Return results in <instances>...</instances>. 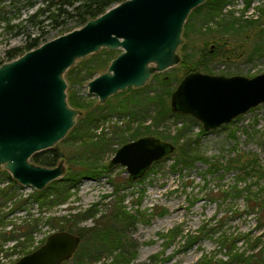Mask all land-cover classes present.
I'll list each match as a JSON object with an SVG mask.
<instances>
[{"label": "rangeland", "instance_id": "rangeland-1", "mask_svg": "<svg viewBox=\"0 0 264 264\" xmlns=\"http://www.w3.org/2000/svg\"><path fill=\"white\" fill-rule=\"evenodd\" d=\"M261 9H264V0H250L247 7L245 0H227L222 9L223 15L219 17L226 18V21L234 17L241 23L248 19H261L263 23ZM34 10L35 7H30L25 0L0 1V62L8 61V50L23 47L35 36L41 35V39L47 41L74 26V18L63 16L58 18L59 21H65L62 25L44 17L40 18V23L25 21V17ZM206 11L207 7L203 6L188 14L184 25L187 22L189 26L192 24L188 37L182 35L183 40L178 49L179 63L163 72L153 73L143 87H129L136 90L120 91L100 103L96 96L87 92L89 80L69 83V70H73V74L78 72L94 54L78 59L64 73L67 96L73 92L90 102L91 108L101 105L102 113L106 114V119L91 128L92 133L104 131L106 136H111L114 126H129L132 130L139 128L141 132H149L145 135L158 137L175 146L187 143V150L196 158L188 163H177L176 153L171 152L153 162L140 178L127 183L125 179L129 175L125 166L114 164L102 170L98 176L81 177L64 198H55L53 194L52 197L58 202L42 208L30 198L33 188L21 185L17 197L24 200L22 209L9 212L11 202L3 208V212L8 213V224H0V264H12L22 256L19 249H11L15 241L4 240L3 234L21 225L25 219L35 218L37 222L33 233L35 242L31 248L34 249L43 243L48 234L56 231L51 226L56 218H71L74 213L89 210L95 215L80 220L76 225L88 227L93 224L94 218L109 215L115 210L118 200L135 215V220L125 230L135 245V257L130 264H247L244 260H232L229 253L237 251L251 254L255 250H251L249 242L253 243L261 236V232V240L264 239L262 221L246 204L248 197L264 198V103L250 108L228 123L205 130L199 120L182 113L183 116L178 117L168 114L154 122L156 105L148 99L155 93L168 91L166 100L170 106V93L178 83L175 79L180 80L191 71L247 77L264 71V38L258 35L259 28L246 25L243 31L227 32L218 24L219 17L200 25ZM192 13L193 18L190 17ZM184 44L186 51L181 48ZM220 44L224 48L218 51L217 46ZM115 51L120 52L119 49ZM187 65L191 70H187ZM98 74L100 72L94 76ZM166 76L172 79L162 83L160 80ZM133 99H137L132 104L136 115H131L128 110L117 109L122 102L128 104ZM144 127H149V130ZM141 136L144 135L136 138ZM136 138L97 149L86 148L79 143V139L75 141L67 134L52 147L62 155L57 163L62 160L65 167L63 175L55 180L79 166L78 159L81 157L90 160L95 157L98 164L108 165L119 146ZM249 154L258 157L263 169L262 176L259 174L258 177L253 172L245 173L239 169V164L230 167L227 164L237 159L240 163ZM115 183L119 186L118 190L115 189ZM245 187L249 190L240 191ZM172 229H176L174 236L170 235ZM225 240H231L229 246L232 249L226 247L228 243ZM87 249L88 255H84L82 252ZM91 249L89 245L83 244L65 264H75L80 257L83 264H100L110 261L114 255L102 249L98 251L99 257L96 259Z\"/></svg>", "mask_w": 264, "mask_h": 264}, {"label": "water", "instance_id": "water-1", "mask_svg": "<svg viewBox=\"0 0 264 264\" xmlns=\"http://www.w3.org/2000/svg\"><path fill=\"white\" fill-rule=\"evenodd\" d=\"M206 0H122L83 25L47 40L0 64V168L18 184L43 189L65 172L64 163L31 161L52 148L75 125L81 111L68 103L64 73L80 58L101 49L120 52L106 70L87 82L100 103L129 87H143L155 72L180 61L184 22ZM264 103V71L244 75L186 73L170 93L174 112L187 114L211 130ZM174 146L141 136L119 146L108 166L124 165L130 180ZM80 238L65 230L48 234L41 245L12 264H61L72 257Z\"/></svg>", "mask_w": 264, "mask_h": 264}, {"label": "trees", "instance_id": "trees-1", "mask_svg": "<svg viewBox=\"0 0 264 264\" xmlns=\"http://www.w3.org/2000/svg\"><path fill=\"white\" fill-rule=\"evenodd\" d=\"M2 1V0H0ZM15 0H12L14 2ZM30 7H35V10L28 14L25 17V21L31 23H40L41 17L47 18L48 20L55 21L57 25H62L65 21H59L58 18L63 16L64 18L71 17L74 18V26L72 28L64 30L63 33L70 31L76 27H80L83 25L88 19L98 16L103 13L106 9L111 7L113 4L118 3L122 0H25ZM250 0H245V6L249 5ZM227 4V0H206L204 3L198 5L193 8V11H197L200 7H207V11L204 14L202 19V23L200 21V25H204L205 23L213 20L214 17H219L222 14V9ZM191 10V11H192ZM261 18L264 17V9L260 11ZM191 18L194 17L193 13L190 15ZM218 24L225 29V31H243V28L246 25H255L259 28L258 35L264 38V22L262 23L261 19L245 20L244 23H241L237 18L230 17L227 19L223 17H219ZM191 23V21H190ZM192 24V23H191ZM191 24L187 22L184 25V29L182 35L188 37L189 27L191 28ZM237 24V26H236ZM262 24V25H260ZM46 40L41 39V35L35 36L27 41L23 47L13 48L6 52V60L14 59L15 57L21 55L27 50L37 47L42 42ZM183 50L186 49V45L184 44L181 47ZM218 51L224 48V45L217 46ZM186 51V50H185ZM228 51L231 52L229 49ZM119 51L115 50H107L101 49L100 51L93 53L91 55L87 63H83L82 68H79L78 72H74L73 70L68 72L67 78L69 83L74 84L76 82H83L90 80L97 73H102L106 70L111 59L115 57V53L117 54ZM96 54V55H95ZM227 55V53H225ZM185 56V55H184ZM228 58L230 56H227ZM183 62V61H182ZM2 62H0L1 64ZM186 65V61H184ZM187 70H191L190 66H186ZM171 77H164L163 80H160L162 83L170 82ZM176 81H180L178 78ZM127 90H136L132 88H127ZM168 92V91H167ZM167 92H160L158 94H154L151 97H148L149 102L156 105V112L154 117V122H157L158 119H163L166 115L172 114L178 116H183L180 113L174 112L171 107L168 105L166 97L168 96ZM166 94V95H165ZM68 103L79 109L82 114V110L84 111L82 116H78L75 125L70 129L68 134L70 137L75 138V141L79 139V143L84 145L86 148H102L106 146H110L114 142H125L128 138H136L140 135L147 136L148 134L146 130H149V127H144L146 132H141L139 128L131 129L129 126H125L124 128L114 126L111 129L112 135L106 136L107 134L104 131L99 132L98 134L92 133L90 130L93 127H97L98 124L106 119V114L102 113V106L98 105L97 108H91V104L88 101H85L82 97L75 95L73 92H70L67 96ZM137 100V99H136ZM121 103V107H117L118 110L121 111H129L131 115H136L133 110L132 104L136 101ZM131 106V108H130ZM149 136V135H148ZM177 140V139H176ZM175 141V139H174ZM176 143V141L174 142ZM174 146L172 151L176 153L177 163H188L191 160L196 158V155L192 154L187 150V143L182 145ZM104 147V148H105ZM95 150V149H94ZM103 150V149H102ZM62 157L58 153L55 148H48L39 152L34 153L31 156V161L44 165V166H54L57 163L58 158ZM199 158V157H198ZM71 161L69 160V163ZM79 166L70 169L67 174L59 179L53 180L48 185H46L41 190L33 189L30 193V198H32L35 202L39 204V207L43 206H52L56 202H58L55 198L62 197L64 198L65 194L69 189L76 185L77 181L86 175L95 177L102 173V170L107 169L108 165H100L97 163L96 158L94 160H90L86 157H81L78 159ZM76 163V164H78ZM75 164V163H74ZM73 164V165H74ZM176 164V163H175ZM227 164H239V169L244 170L245 173H256L258 177L262 174V167L259 164L258 157L255 154L247 155L244 161L239 163V160H235L233 162H227ZM72 165V164H70ZM227 165V166H228ZM73 167V166H72ZM228 168V167H227ZM260 174V175H259ZM262 176V175H261ZM125 182H131L129 177L125 179ZM115 189L118 190L119 186L117 183L114 184ZM53 187V188H52ZM22 188L20 184L15 181L10 174L0 168V224L7 225L6 216L8 213H4L3 208L6 206L8 202H11V207L9 212H13L14 210L22 209L24 200L20 197H17V190ZM115 190V191H116ZM249 190L248 187L244 189H240V191ZM56 197L53 198L52 195ZM121 200H118V205L116 209L113 210L109 215H102L99 218H94V222L91 226H76L80 220L86 219L88 217H93L95 212H90L89 210L79 211L77 213L72 214L70 217H61L56 218L55 222L51 223L56 230H65L71 232L75 235H78L80 238V243L75 250V252L82 247V245L87 244L93 250V256L97 259L99 257L100 250H107L111 253H114L112 259L107 262H101L100 264H130L132 259L135 257V245L133 241H131L127 234H125V230L127 226H130L132 222L135 220V215H132L128 210L125 209L123 205H121ZM247 207L250 208L252 212H255L257 216H259L262 221V225L264 226V198L260 196L248 197L246 199ZM37 228V222L35 218L25 219L21 225L11 228L4 232V240H14L15 242L12 244L11 249L16 251L19 249L21 255L31 251L34 246V237L33 233ZM176 234V229H172L170 231V235L174 236ZM263 235V232L260 233ZM261 236L258 237L251 245V250H255L251 254L245 255V252H237L229 253L231 259L244 260L247 264H264V239L261 240ZM259 242V243H258ZM225 243H228L226 246L228 249L230 248L231 240L228 242L225 240ZM261 243V244H260ZM260 244V245H258ZM257 246V247H255ZM88 249L84 250L82 253L84 255H88ZM74 252V253H75ZM73 253V255H74ZM82 254V255H83ZM72 255V257H73ZM71 257V258H72ZM80 256H78L79 258ZM81 258V257H80ZM76 260L75 264H83V261ZM66 261L61 264H65ZM221 264H226L223 262Z\"/></svg>", "mask_w": 264, "mask_h": 264}]
</instances>
